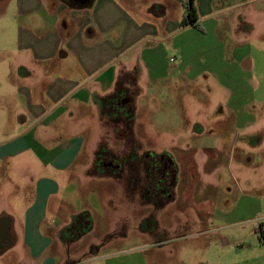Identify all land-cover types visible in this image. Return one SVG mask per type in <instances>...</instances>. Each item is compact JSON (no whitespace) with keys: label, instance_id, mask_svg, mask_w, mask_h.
Instances as JSON below:
<instances>
[{"label":"crops","instance_id":"crops-1","mask_svg":"<svg viewBox=\"0 0 264 264\" xmlns=\"http://www.w3.org/2000/svg\"><path fill=\"white\" fill-rule=\"evenodd\" d=\"M89 1L6 0L3 4L0 264H82L71 255L89 242L83 238L93 230L88 211H93V205L86 199L80 206L82 199L73 186L87 184V178L121 186L116 174L90 175L106 129L102 101L115 93L122 74L135 73L136 92L145 79L151 87L161 88L162 98L176 95V105L190 104L188 97H182L189 91L187 85L201 81L197 90L211 88L205 84L208 71L218 69L230 56L236 58V48H223L219 36L233 22L230 15L259 2L194 0L200 30L182 26L187 17L184 4L189 0ZM262 12L264 4L257 11ZM242 17L244 23H250L246 12ZM230 31L236 35L238 29ZM247 37H251L249 31L243 39ZM212 74L220 86L230 88L218 74ZM214 92L219 93L215 88ZM239 94L232 92V97ZM249 116L234 110L233 128L222 134L220 143H211L216 133L206 132L196 122L193 135L202 140L201 145L179 146L176 158L168 153L174 147L149 152L175 169L173 191L162 195L169 201L158 211L179 201L189 215L164 225L157 217L156 205L149 204L151 215L142 210L136 219L128 211L142 208L141 194L126 193L121 186L118 194L108 198V207L114 212L112 224L105 223V216L100 220L112 226L103 242L125 238L127 235L118 231L134 218L139 223L137 231L155 239L156 248L174 245L178 240H169L173 233L181 234L180 242L202 240L203 257L201 248V252L186 253L180 264H264V257L257 260L236 250L238 237L240 241H257L264 251V135L250 129L253 122ZM99 129L102 134L94 161L93 156L82 161L87 136L97 135ZM61 133L66 135L63 140ZM229 150L238 151L235 169L239 177L242 172L251 173L245 190L237 182L233 188L222 189L221 166L232 169ZM177 187L181 194L175 192ZM103 209L106 212V207ZM82 213H88L91 228L75 239L69 231ZM222 231L229 239L237 233L242 236L231 242L221 236ZM98 247L91 244L97 253Z\"/></svg>","mask_w":264,"mask_h":264},{"label":"rangeland","instance_id":"rangeland-1","mask_svg":"<svg viewBox=\"0 0 264 264\" xmlns=\"http://www.w3.org/2000/svg\"><path fill=\"white\" fill-rule=\"evenodd\" d=\"M5 1L0 0V19L5 16V6L3 5ZM258 1L257 4L250 5L246 11L244 9H235V13L230 15L234 18L233 22L230 23L228 30L226 28L223 29L219 36L223 43V48H236V58L233 59L230 56L227 58L226 63L221 62L218 69L208 71L209 73L205 75L207 78L205 84L208 83L212 86L211 88L200 87L197 90V86L201 81L196 85H187L189 91L182 95V97H188L191 100L190 104L186 106L176 105L178 99L176 95L172 99H169L167 96L162 98L160 94L161 88L151 87L145 82V79L140 83V90L137 89L136 94L131 76H126V74L120 76L119 82L121 83V87H124L127 92L118 99L119 102L117 101L118 103L114 106L119 110V113H122L120 109H123L121 106L124 104L129 111L130 109L131 111L134 109L135 129H133V132L135 136L131 137L133 132L132 130L130 132L127 131L124 120L121 123L117 122V116L121 117L120 114L106 115L104 117L105 134L98 151L100 149L107 151L104 156L102 155V157L108 159L106 162L115 161L116 164L121 163L122 168L119 167L116 178H121V186L124 188V191L126 193L141 194L142 208H130L128 211L136 219L140 213H143L142 210H145L146 216L151 215L148 212L151 210L149 204L157 205L169 201L164 200V196H162L164 193L161 194L160 192L167 191L170 194L173 191V186L169 188L164 185L163 187L167 188V190L163 188L157 189L156 183L147 182V173L158 162L156 161L154 164L153 161L149 162L148 158L144 157L146 154H150L149 152L164 148L168 150L174 147L175 150L170 149L168 153L176 158L178 156L176 149L179 146L193 147L195 144L201 145L202 140L200 138L196 140L193 135V127L196 122L206 132L214 131L216 133L217 138H213L211 143L215 140L220 143L222 142L219 141L222 134L228 132L226 130L233 128L234 110L241 111L245 116L251 115L247 117L253 122L250 129H258L262 132L261 135H264V12L261 14L257 13L259 5L264 4V0ZM243 12L248 14L250 23L243 22ZM241 19H243L242 22L239 21ZM236 20L240 23H237ZM231 29H238L236 35L230 31ZM248 31L251 37H247V40L243 39L245 32L248 34ZM232 42L236 45L232 46ZM230 45L231 47H229ZM248 56L250 57L244 59V62L240 65L241 60ZM4 62L5 58L0 57V80L4 76ZM212 73L218 74L222 79V83L230 86V88L224 89L225 87L215 82L216 79L211 77ZM225 80L229 81L226 82ZM214 88L219 93H215ZM232 92L240 93L239 97L237 95L236 97H232ZM231 98L233 101H231ZM3 101V98H0V107L4 106ZM2 116L3 113L0 111V119ZM64 134L61 133V140L66 138ZM101 134L102 130L99 129L97 135L94 134L92 136L91 134L87 136L85 149L82 153V161H86L87 159L88 162L90 156H93L92 161H94L95 151ZM1 139H4V137ZM94 139L96 140L94 141ZM158 152L157 154H161L163 151ZM131 153L135 154V160L131 159ZM228 156L231 157L230 165L232 169H228L226 165L221 166L222 189L233 188L237 182L242 190H245V186L248 183L246 181L249 180L248 176H251V173L245 175L242 172V176L239 177L235 169V165L239 164L238 151L235 150L231 153V150H229ZM158 167L159 164L157 163V169ZM101 169H98L97 166L93 167L90 175L115 176L112 167L105 168L104 171ZM250 171V169H247V172ZM192 172L196 174L194 171ZM111 183L110 180L101 181L98 179H94L92 182L87 178V184L82 183L73 186V191L77 189L76 193L82 199L77 197L82 201L80 206L83 205V200L86 199L93 205V211L88 210L92 216L93 230L83 238L84 240H86V237L89 238V242L84 245L81 244V248L77 252H73L71 255L73 261H80L82 264H180L186 253L201 252V248L204 247L202 240L194 243L180 242V233H173L171 239H169L170 241L178 240L179 243L178 241H174V245L162 249L154 247L155 244L153 242L155 239H151V236L148 234L143 235L139 233L136 229L139 223L134 218L123 227L121 226V229L114 227L115 231L119 229V235H127L125 238H118L105 244L103 242L105 235L112 232L110 230L112 226L109 227L105 223L111 225L114 220H112L113 209L108 207L107 204L108 198L112 196L111 194H118V191H121L120 184L114 186ZM257 189L260 190L259 187ZM175 192L181 194V187H177ZM103 206L106 207V212H104ZM161 208L162 206L157 207L156 210L158 211ZM187 215L189 213L177 201L175 204L169 205L167 210L158 211L157 217H159L161 224L166 225L167 223L175 224L177 220L179 221V219ZM102 216L106 217L105 223H101L100 221L103 220ZM189 217L196 218L194 216ZM221 236L234 242L235 236L242 235L238 233L233 234L232 237L230 236L231 239H229V234L225 233L224 235V231H222ZM237 240L238 245L236 246V250L242 251L246 257L257 260L264 257V251L257 241H240L238 237ZM219 242L221 243V240ZM91 244L99 246L98 253L92 250ZM204 254L205 250L203 248L201 257ZM229 256L227 255V257Z\"/></svg>","mask_w":264,"mask_h":264},{"label":"trees","instance_id":"trees-1","mask_svg":"<svg viewBox=\"0 0 264 264\" xmlns=\"http://www.w3.org/2000/svg\"><path fill=\"white\" fill-rule=\"evenodd\" d=\"M184 8L187 12V17L182 21V26H188V25H193L195 28L200 29L201 27L199 24H197L198 22V16H197V11L195 8V2L194 0H189L187 3L184 4ZM126 76H131V81H132V85L133 87L136 85V81H137V76L135 73H126ZM135 88V87H134ZM136 89V88H135ZM125 92H127L126 89H124V87H121V83L119 82L116 88V91L113 95H111L110 97L105 98L102 101V106H103V116L105 117L106 115H118L120 114L121 117H119V115L117 116V122L121 123L122 120L125 121V126L127 131H131L133 132L134 129V109H129L127 108V106L124 104L121 107H123V109H120L122 111V113H119V110L115 108V104H117L119 101L118 99L120 97H122V95H125ZM137 93V92H136ZM136 96V95H135ZM118 101V102H117ZM116 102V103H115ZM126 106V107H125ZM124 116V118H123ZM134 137V132L131 134V137ZM107 153V151H105L104 149H100V151H98L97 153V161H96V166L97 168H102L101 170L104 171L105 167L100 165L99 163L105 159V157H102V155L104 156ZM135 154L131 153V159L135 160ZM144 157H147L149 162L153 161L154 164L156 163V161H158L157 163L159 164V162L161 161V159L159 158H155L154 156H151L150 154H146ZM102 159V160H101ZM152 163V162H151ZM117 170H119V168H115V174L117 173ZM118 176V174H116ZM163 207V204H157L156 207ZM91 228V220L90 217L88 215V213H82L80 214L77 219L75 224L73 225V227L71 228V230L69 231V234L75 238L78 239L80 237H82L87 230H89Z\"/></svg>","mask_w":264,"mask_h":264},{"label":"flooded vegetation","instance_id":"flooded-vegetation-1","mask_svg":"<svg viewBox=\"0 0 264 264\" xmlns=\"http://www.w3.org/2000/svg\"><path fill=\"white\" fill-rule=\"evenodd\" d=\"M70 2H77V3H85L89 0H68ZM90 2V1H89ZM106 160H108L107 158L103 159V161H101L99 164L104 166L105 168L108 167H112L113 170H115V168H122L121 163H117L115 161H110V162H106ZM161 162V165H160ZM159 162V167L157 169V163L155 165H153L149 171L148 176H146L147 182H153L156 183V188H164L163 186L165 185L166 187L168 186L169 188L171 186H173V181L175 178V169L174 167L170 166L168 161L166 160H162ZM113 165V166H112ZM162 190V189H161ZM163 191V190H162ZM161 194H169L167 191L164 192H160Z\"/></svg>","mask_w":264,"mask_h":264},{"label":"built area","instance_id":"built-area-1","mask_svg":"<svg viewBox=\"0 0 264 264\" xmlns=\"http://www.w3.org/2000/svg\"><path fill=\"white\" fill-rule=\"evenodd\" d=\"M170 61H171V62H174L175 60H174V59H171Z\"/></svg>","mask_w":264,"mask_h":264}]
</instances>
